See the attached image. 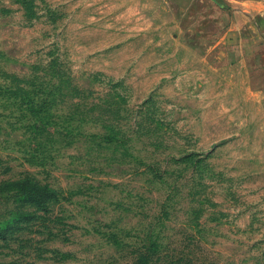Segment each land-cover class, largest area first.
<instances>
[{
  "label": "rangeland",
  "instance_id": "374dc122",
  "mask_svg": "<svg viewBox=\"0 0 264 264\" xmlns=\"http://www.w3.org/2000/svg\"><path fill=\"white\" fill-rule=\"evenodd\" d=\"M258 28L231 0H0V264H264Z\"/></svg>",
  "mask_w": 264,
  "mask_h": 264
},
{
  "label": "trees",
  "instance_id": "16d2710c",
  "mask_svg": "<svg viewBox=\"0 0 264 264\" xmlns=\"http://www.w3.org/2000/svg\"><path fill=\"white\" fill-rule=\"evenodd\" d=\"M8 186L10 189H16L17 192H24L26 196L25 201L36 205L39 209H46L47 203L56 198V192L51 189L49 185L39 184L38 182L27 177L12 182L10 181L8 183ZM152 246L153 244L151 245V247ZM145 250L146 248L138 252L135 260L136 264H148V260L146 261L144 256L146 252ZM152 259L153 256L150 262L152 261Z\"/></svg>",
  "mask_w": 264,
  "mask_h": 264
},
{
  "label": "crops",
  "instance_id": "0c3cea01",
  "mask_svg": "<svg viewBox=\"0 0 264 264\" xmlns=\"http://www.w3.org/2000/svg\"><path fill=\"white\" fill-rule=\"evenodd\" d=\"M234 3L239 5V9L242 14H247L249 17L252 16L254 13H257V16L264 17V0H231ZM256 6V10H254L253 6ZM258 35L264 34L262 30L259 28L257 29Z\"/></svg>",
  "mask_w": 264,
  "mask_h": 264
}]
</instances>
